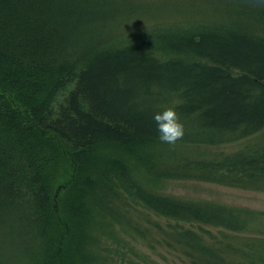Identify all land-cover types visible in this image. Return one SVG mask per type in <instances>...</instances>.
<instances>
[{"label":"trees","instance_id":"1","mask_svg":"<svg viewBox=\"0 0 264 264\" xmlns=\"http://www.w3.org/2000/svg\"><path fill=\"white\" fill-rule=\"evenodd\" d=\"M262 4L189 2L130 29L111 0H0V264H123L122 250L151 264L131 241L182 264H264V211L165 191L264 192ZM167 107L175 146L153 120Z\"/></svg>","mask_w":264,"mask_h":264},{"label":"rangeland","instance_id":"2","mask_svg":"<svg viewBox=\"0 0 264 264\" xmlns=\"http://www.w3.org/2000/svg\"><path fill=\"white\" fill-rule=\"evenodd\" d=\"M111 2L113 3L112 9L118 10L122 14L129 15L128 18L131 20L127 21V23L125 22L124 25L131 26L130 29H132L145 26L146 24L152 25L153 21L158 24L159 20L165 22L178 19L179 17L183 19L184 17L180 14L186 12V4H189V2L192 7L195 8L190 12H198L201 10L203 13L213 16L215 13H219V10H223L225 7L228 8L230 3L244 2V0H190L189 2H185V0H111ZM246 142L247 141H243L237 144L227 145L220 150L228 153L234 152L243 147ZM62 171V180H68L70 183L75 175L73 163L65 158ZM69 179L71 180L69 181ZM165 191L176 195L203 198L264 211V192L262 191L247 190L207 181L175 179L168 181L165 186ZM155 218L162 222V218ZM185 225L189 226V224ZM216 231L217 230L213 229V232ZM131 243L140 254L147 255L148 258L153 261L150 262L151 264H182L173 255L161 248H158L157 251L154 252L139 242L131 241ZM122 253L126 254L123 264H130L129 259L136 263L138 262V264H146V262L139 260L129 251L122 250ZM142 258L145 259L143 256ZM121 261L122 260L119 259L118 263L120 264Z\"/></svg>","mask_w":264,"mask_h":264},{"label":"clouds","instance_id":"3","mask_svg":"<svg viewBox=\"0 0 264 264\" xmlns=\"http://www.w3.org/2000/svg\"><path fill=\"white\" fill-rule=\"evenodd\" d=\"M264 6V4H262ZM177 103L176 101L173 102ZM153 120L159 132V140L170 146L182 140L185 135V126L181 122L179 114L174 107H167L163 111L157 112Z\"/></svg>","mask_w":264,"mask_h":264}]
</instances>
